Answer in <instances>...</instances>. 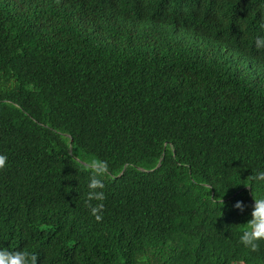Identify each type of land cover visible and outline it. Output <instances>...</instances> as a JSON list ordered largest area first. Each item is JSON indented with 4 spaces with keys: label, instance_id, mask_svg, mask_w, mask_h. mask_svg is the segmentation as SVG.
Listing matches in <instances>:
<instances>
[{
    "label": "trees",
    "instance_id": "1",
    "mask_svg": "<svg viewBox=\"0 0 264 264\" xmlns=\"http://www.w3.org/2000/svg\"><path fill=\"white\" fill-rule=\"evenodd\" d=\"M0 155V264H264V0H0Z\"/></svg>",
    "mask_w": 264,
    "mask_h": 264
},
{
    "label": "clouds",
    "instance_id": "2",
    "mask_svg": "<svg viewBox=\"0 0 264 264\" xmlns=\"http://www.w3.org/2000/svg\"><path fill=\"white\" fill-rule=\"evenodd\" d=\"M6 159H7L6 156L0 155V168H3ZM256 178L257 179H264V172L258 173ZM92 183H93V186H95L97 181H93ZM97 198H99V194H97ZM221 203H222V201H221ZM255 206L257 208V212L264 209V198L257 199L255 201ZM234 207H237L242 211L244 205L242 204V202H237V204ZM258 221H259V216H257V222ZM259 239H264V234L258 235L254 231H253L252 235L243 236L241 238L242 243H244L245 246H250L253 251L257 250L258 245H257L256 241ZM20 258H21V264H36L37 258L34 254H30V253L25 252V253L20 254Z\"/></svg>",
    "mask_w": 264,
    "mask_h": 264
},
{
    "label": "rangeland",
    "instance_id": "3",
    "mask_svg": "<svg viewBox=\"0 0 264 264\" xmlns=\"http://www.w3.org/2000/svg\"><path fill=\"white\" fill-rule=\"evenodd\" d=\"M202 49H203V47H202ZM218 55H219V53H217Z\"/></svg>",
    "mask_w": 264,
    "mask_h": 264
}]
</instances>
